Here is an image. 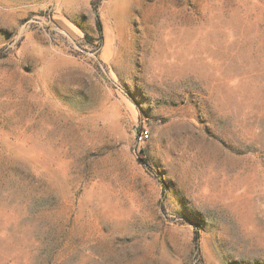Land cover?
I'll list each match as a JSON object with an SVG mask.
<instances>
[{
	"label": "rangeland",
	"instance_id": "rangeland-1",
	"mask_svg": "<svg viewBox=\"0 0 264 264\" xmlns=\"http://www.w3.org/2000/svg\"><path fill=\"white\" fill-rule=\"evenodd\" d=\"M0 264H264V0H0Z\"/></svg>",
	"mask_w": 264,
	"mask_h": 264
},
{
	"label": "trees",
	"instance_id": "trees-1",
	"mask_svg": "<svg viewBox=\"0 0 264 264\" xmlns=\"http://www.w3.org/2000/svg\"><path fill=\"white\" fill-rule=\"evenodd\" d=\"M94 7H96V6H94ZM97 30H98V32H99V34H102V32H103V29H102V25H101V22L98 20L97 21ZM142 153H145L144 151H142ZM157 178L161 181V183H162V187H163V193H165L166 192V189H167V185H166V183L164 182V180L159 176V175H157ZM199 234L198 233H196V235H195V239H194V245H195V249H196V251L199 253V251H200V248H199Z\"/></svg>",
	"mask_w": 264,
	"mask_h": 264
},
{
	"label": "built area",
	"instance_id": "built-area-1",
	"mask_svg": "<svg viewBox=\"0 0 264 264\" xmlns=\"http://www.w3.org/2000/svg\"><path fill=\"white\" fill-rule=\"evenodd\" d=\"M149 138V132L148 131H141L139 140L141 142H145Z\"/></svg>",
	"mask_w": 264,
	"mask_h": 264
}]
</instances>
